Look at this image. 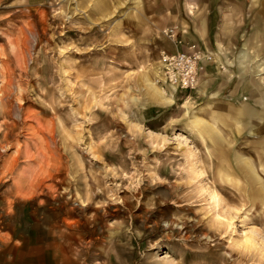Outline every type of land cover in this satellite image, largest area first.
I'll use <instances>...</instances> for the list:
<instances>
[{"label":"rangeland","instance_id":"1","mask_svg":"<svg viewBox=\"0 0 264 264\" xmlns=\"http://www.w3.org/2000/svg\"><path fill=\"white\" fill-rule=\"evenodd\" d=\"M219 3L0 0V264H264V55L237 104L200 73L234 49L191 42L195 87L157 82Z\"/></svg>","mask_w":264,"mask_h":264},{"label":"crops","instance_id":"2","mask_svg":"<svg viewBox=\"0 0 264 264\" xmlns=\"http://www.w3.org/2000/svg\"><path fill=\"white\" fill-rule=\"evenodd\" d=\"M218 5L217 12H206V14L204 13L203 20L201 19V29H203L202 42H199L201 38L196 32L193 33L188 30L187 35H189L184 40L186 36L185 30H182L183 32L181 34L177 31V34L179 33L178 36H175L174 33V38L170 39L169 46L164 48V50L169 52L182 49L185 50L191 42L200 44L207 50L212 49L215 45L220 50L226 49V51H223L225 52L223 59L228 58L227 51L232 49L236 50L235 55L237 57L235 59L237 63L235 65L240 69V73L236 74V76H233L235 74L232 75L230 69L226 67H224L223 70L215 68L213 61H205L204 68L200 71V73L203 74L204 84L207 86L214 84V79H218L217 86L213 89L216 92H214L213 95L223 94L224 91L227 90V93L224 94L227 96L233 95L231 97L235 98L231 99L227 97L229 99L227 103L233 105L234 103L237 104L238 97L241 98L243 94L242 88L245 87L246 83H249L251 88L254 86L257 88L260 83L258 78L248 77V74L254 69L252 67L247 68L243 60L244 56L253 57L264 55V0H249L246 5L243 0H220ZM258 6H261L263 10H259ZM244 7L246 8V12L244 11ZM232 13L235 15H232ZM245 23L248 25L244 26ZM175 25L178 26L177 24ZM223 25L226 26L225 29L227 34L225 31H222ZM247 28H250V30H247ZM207 33L208 36H206ZM247 38L250 39L247 40ZM232 44H234V48L231 46ZM256 70L257 69H255V72ZM233 77H235V84L233 90H231L227 88V83L230 82ZM199 78L200 76H198L197 80H199ZM252 91L253 90H251L250 94L254 97L253 101L256 102L257 98H255V95L257 92Z\"/></svg>","mask_w":264,"mask_h":264},{"label":"built area","instance_id":"3","mask_svg":"<svg viewBox=\"0 0 264 264\" xmlns=\"http://www.w3.org/2000/svg\"><path fill=\"white\" fill-rule=\"evenodd\" d=\"M202 53L196 44H192L185 50L172 52L162 49L159 57V76L157 82L163 86H170L174 91L190 90L195 87ZM161 75V76H160Z\"/></svg>","mask_w":264,"mask_h":264},{"label":"bare ground","instance_id":"4","mask_svg":"<svg viewBox=\"0 0 264 264\" xmlns=\"http://www.w3.org/2000/svg\"><path fill=\"white\" fill-rule=\"evenodd\" d=\"M146 85H147L148 90L150 92L149 94L151 95V98H153V99L155 98L154 99V102L159 103V104H162V103H171L172 102V98H171L172 95L166 96L165 95V92L163 90H161V89H158L154 85V83H152L150 81H147ZM213 197L215 198V196H213Z\"/></svg>","mask_w":264,"mask_h":264}]
</instances>
